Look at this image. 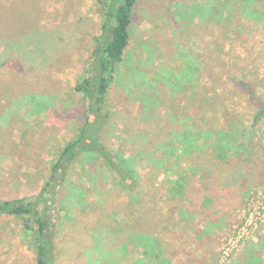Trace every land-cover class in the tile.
Wrapping results in <instances>:
<instances>
[{
  "label": "rangeland",
  "instance_id": "374dc122",
  "mask_svg": "<svg viewBox=\"0 0 264 264\" xmlns=\"http://www.w3.org/2000/svg\"><path fill=\"white\" fill-rule=\"evenodd\" d=\"M101 17L96 0H0V201L37 196L76 136L84 100L74 85ZM105 108L103 140L132 158L141 185L123 190L99 160L71 161L50 213L56 264H140L125 229L154 202L164 248L189 244L171 264H264V112L253 121L264 109V0H138ZM212 130L228 136L211 143ZM201 165L223 183L221 199L205 205L199 194L210 188L192 181L188 205L225 213L209 217L220 229L196 244L171 218L166 192ZM23 222L0 217V264H35Z\"/></svg>",
  "mask_w": 264,
  "mask_h": 264
},
{
  "label": "trees",
  "instance_id": "16d2710c",
  "mask_svg": "<svg viewBox=\"0 0 264 264\" xmlns=\"http://www.w3.org/2000/svg\"><path fill=\"white\" fill-rule=\"evenodd\" d=\"M137 1L96 0L102 10L100 34L94 38V47L84 64V73L74 85V90L84 100L83 121L80 123L77 134L66 143L59 157L52 164L50 173L37 196L33 199L20 198L0 201V217H22L24 218L23 229L28 233H33L34 239L31 248L35 253V264H56V221L53 220L50 213L57 210L55 202L65 180L67 166L76 157L80 156L83 160H99L123 190L136 192L141 185L136 163L132 158L123 156L119 151L106 145L103 140L111 115V112L105 108V98L129 42V27ZM263 112L264 109L255 112L253 121L257 122ZM215 133L214 130L209 131L208 136L211 143L213 141L216 143L217 138L224 141L223 139L227 135L223 131L217 132L216 135ZM241 134L244 138L245 132ZM219 147L220 149H217ZM226 147L227 144L223 142L217 146L216 149L220 150L219 156L226 154ZM195 169L196 171L192 174H185L180 182L172 183L166 195L176 204L173 210L174 214L171 215V218L176 215L177 219L174 220V223L181 225L180 231H184L182 235H187L192 243L197 244L199 241L208 239L209 234L220 229L219 221L210 222L209 217L219 216L225 212L222 211L224 209L215 208L214 205L208 209L200 207L199 210L188 205L191 187H193L192 181L197 182L201 188H210L209 193L199 194L202 196L199 199L203 200L205 205L207 203L216 204L215 202L221 199L218 190L223 183L215 178V172L203 165ZM239 177L240 175L238 177L232 175L233 181L235 179L237 181ZM156 209L154 202L151 209L142 212L140 210L137 214L139 227L125 229L128 234L125 249L132 245L136 250L140 248L143 253L142 258L137 261L140 264H146L145 259L147 258L150 259L149 264H152V255L159 256L166 249L169 256L164 263L160 260L157 264H171L172 257L185 254V248L189 245L188 243L185 245L187 241L185 243L174 242L169 243V246L165 244L166 248H164L165 246L160 241H167L166 237H161L160 240L158 235L161 230L154 231L152 229V226H159L161 229L165 227L160 219L162 215L157 214ZM133 212L137 213L135 210ZM155 212L157 216L159 215V221L156 225H152L156 221L151 219L156 218ZM31 217H34L36 223V227L33 229L29 223ZM196 217L198 218L197 222L194 221Z\"/></svg>",
  "mask_w": 264,
  "mask_h": 264
}]
</instances>
